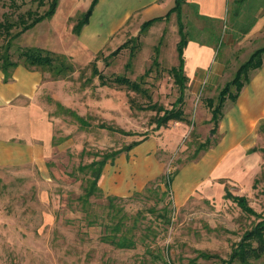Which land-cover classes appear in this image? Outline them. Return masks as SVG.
<instances>
[{
    "label": "rangeland",
    "instance_id": "374dc122",
    "mask_svg": "<svg viewBox=\"0 0 264 264\" xmlns=\"http://www.w3.org/2000/svg\"><path fill=\"white\" fill-rule=\"evenodd\" d=\"M49 1L39 6L35 0H16L23 4L18 12L39 14ZM90 2L58 0L53 19L24 32L10 49L13 61H18V48L39 47L64 54L74 71L68 77L53 78L35 69L42 77L39 103L52 124L53 152L41 166L0 167V264H227L232 250L260 218L244 213L225 197V190L244 196L264 217V153L260 151L264 149V126L253 146L257 152L242 153L247 171L239 180L220 179L221 188L200 187L177 201L173 182L163 194L166 188L159 178L179 172L203 143L217 137L210 135L209 100L216 105L219 92L238 68L264 47V0H227L226 17L221 21L200 17L194 6H182L180 21L188 42L212 46L221 72L212 82L197 87L187 81L186 120L177 140L172 133L181 125L170 121L154 130L157 110L149 109H169L178 96L169 73L177 65L176 14L144 31L139 22L131 20L92 53L77 44L71 31ZM8 3L0 0V21ZM68 15L72 17L66 19ZM4 42L0 36V46ZM94 69L108 79L123 75L139 82L149 97L124 86L101 85ZM66 109L88 125H81ZM143 138H154L159 144L155 158L161 177L124 196L102 191L103 196L91 199L92 214L98 218L90 224L78 200L87 178L79 167ZM236 169L229 161L220 172L233 174ZM106 196L117 197L113 204L128 216V226L137 220L138 241L133 249H118L101 241L104 226L110 224L105 217L109 211ZM249 242L256 246L255 241ZM231 264H264V255L246 262L235 259Z\"/></svg>",
    "mask_w": 264,
    "mask_h": 264
},
{
    "label": "crops",
    "instance_id": "0c3cea01",
    "mask_svg": "<svg viewBox=\"0 0 264 264\" xmlns=\"http://www.w3.org/2000/svg\"><path fill=\"white\" fill-rule=\"evenodd\" d=\"M186 1L187 5L197 8L198 15L217 21L226 17L227 0ZM174 4L175 0H97L79 34L73 33L74 25L71 31L80 47L96 53L131 20L142 25L145 21L165 16ZM68 17L72 16L68 15L66 19ZM183 56L189 85L197 87L210 83L220 75L212 46L189 41ZM261 58L262 65L251 71L249 81L243 85L237 98L225 100L217 126L216 144L182 165L174 176L172 182L177 201L185 200L200 187L221 188L218 180H239L247 171V161L242 153L257 152L253 146L259 128L264 126V52ZM42 85L41 74L21 64L13 69L7 82L0 71V167L41 166L51 156L52 124L39 103ZM174 122L181 125L172 133L177 140L184 131V121ZM157 145L154 138H143L129 151L121 152L113 162H107L100 178L101 190L107 195L124 196L160 177L159 163L155 158ZM229 161L237 168L235 173H221Z\"/></svg>",
    "mask_w": 264,
    "mask_h": 264
},
{
    "label": "trees",
    "instance_id": "16d2710c",
    "mask_svg": "<svg viewBox=\"0 0 264 264\" xmlns=\"http://www.w3.org/2000/svg\"><path fill=\"white\" fill-rule=\"evenodd\" d=\"M9 3L5 5L8 8V11L2 13V20L0 21V36L4 39V44L0 46V71L3 74V80L5 82L9 81L12 76V71L18 65H23L26 68L38 69L44 72H48L52 75L53 78H65L68 77L73 71L74 66L70 58L64 54H57L39 47H26L18 48L17 58L18 61H13L10 54V49L13 45L14 40L21 36L27 30L33 28L38 23L43 20L50 19L58 6V0H50L48 3L47 9L39 14L37 11H25L18 12L22 7V3L18 4L16 0H7ZM39 6L44 5V0H35ZM97 0H92L89 8L81 14L80 18L76 21L73 26V33L79 34L81 28L88 22L89 17L93 11V8ZM186 0H175L174 6L169 10V12L163 16L154 18L148 21H145L141 25V31L149 28L153 23L167 20L172 13H175L177 16L178 22V35L179 41L176 44L177 52V65L169 69L175 85L178 88V96L176 100L172 103L169 109L164 108H153L150 106V110L156 111V117L154 120V130H158L162 127H165L170 121H185V113L183 110L185 103V90L187 77L184 72V56L183 52L187 45L188 39L187 34L183 31V25L180 21V14L183 5H187ZM12 9V10H11ZM11 10V11H10ZM200 17H203L199 15ZM126 45L123 44L119 49ZM2 50V51H1ZM116 50L113 54L117 53ZM264 52V47L256 50L250 56V58L242 64L236 71L233 79L227 83L224 88L219 92L217 98V104L213 106L212 100H209V107L211 108V118L209 122L213 123V127L210 130V135L217 134V126L219 120L222 117V109L226 99L235 100L245 83L249 81V72L255 69H258L262 65L261 55ZM133 53H131V57ZM126 67H130V61L127 63ZM96 75L100 80L101 85H117L124 86L128 90L141 93L149 97L147 90L142 88L141 84L137 81H132L126 76H114L112 78H105L102 74L97 73L94 69ZM234 88V93L231 91V88ZM59 107L63 108L60 104ZM132 105V102H131ZM71 113L75 119L81 125H88L87 122L75 112L66 109ZM161 113V114H160ZM108 130L117 131L120 133H125L122 130H115L110 127L101 126ZM141 140L134 141L129 145L114 150L109 154H102L100 159L94 160L88 165L80 166L79 170L84 172L87 176L84 185L82 186V195L79 196L78 200L82 206L83 212L86 214V219L90 224H93L97 221L98 216L92 214L91 203L92 198H100L103 196V192L99 186V181L102 175L103 167L107 162H113V160L121 153L129 151L132 147L140 143ZM218 141V134L214 141L203 143L201 148H199L194 156L188 160L192 161L196 159L199 153L206 151L209 147L216 144ZM264 152V150H263ZM177 170L172 174H168L165 177L159 178V183H164L165 185V194L169 188L174 176L176 175ZM153 182H149L148 185ZM145 190H148L145 188ZM225 197L234 202L244 213L260 218V220L248 231L243 237V241L238 243L237 246L232 250L230 259L227 261V264H231L235 259H238L241 262H246L247 259L257 260L264 255V217L261 214L256 213L247 203V200L244 196H235L231 194L228 190L225 191ZM117 197L106 196L108 200V206L106 209H109L105 217L107 218L109 225H105V232L101 236V241L107 243L118 249H133L138 241L136 238V229H137V220L131 226H128L126 221L129 219L128 216L123 213L121 208H118L113 204V201ZM249 241H255L256 246H251Z\"/></svg>",
    "mask_w": 264,
    "mask_h": 264
}]
</instances>
